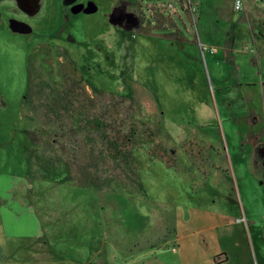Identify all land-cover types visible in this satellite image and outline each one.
<instances>
[{"label": "rangeland", "instance_id": "374dc122", "mask_svg": "<svg viewBox=\"0 0 264 264\" xmlns=\"http://www.w3.org/2000/svg\"><path fill=\"white\" fill-rule=\"evenodd\" d=\"M206 4L197 26L188 0H0V212L15 191L21 213L57 225L11 251L20 264H216L222 252L263 264L256 233L237 227L242 187L234 197L211 166L242 105L235 72L252 78L238 55L264 51V6L248 20L233 0ZM94 119L136 129L131 160L109 155ZM157 143L175 165L149 154Z\"/></svg>", "mask_w": 264, "mask_h": 264}, {"label": "crops", "instance_id": "0c3cea01", "mask_svg": "<svg viewBox=\"0 0 264 264\" xmlns=\"http://www.w3.org/2000/svg\"><path fill=\"white\" fill-rule=\"evenodd\" d=\"M68 1L71 4L80 3V0ZM198 1L201 2L200 4H196L199 8L198 22H196L197 26L203 21V8L204 6H207V0ZM234 2L235 0H233L232 10L236 13L234 10ZM244 3L245 7L242 12H246L247 15L251 12L249 8L255 7L256 11L263 9L261 0H244ZM249 19L250 17L248 15V20ZM170 36L171 35H169V38H171ZM183 37V39L177 37L174 38V40H178L179 44L187 42L184 41L186 40L185 35ZM197 39L198 40L196 41L198 44L195 43L196 45L193 46L197 47L198 45L201 49V53L205 54V58L207 59L208 55L206 54L209 52L211 55L213 53V49L210 48L211 50L207 52L209 46H207L206 43L204 44V42L208 43V41L202 40L199 36H197ZM191 44L194 43L192 42ZM235 54L238 55L239 53H235V51L231 52L229 54V60H233ZM238 56L239 59L236 61L238 63L240 62L241 65L237 62L236 64H238V67L240 68L245 67L244 69H246L247 74H252V78L246 75L245 76L247 78H241L243 76H241L243 71L236 67V69L239 70L235 72L236 79H233L230 85L232 88L238 86L236 89L239 92V102L242 105L237 107L235 111L227 112V122H229L230 127L229 133L225 129V126H223V130L226 133L225 135L228 140V151L224 150L222 152H218L215 150V152H213L218 157L224 158L221 162L215 161L216 170L213 174L218 176L222 175L228 178L231 184L227 185L228 192H230V194L234 197V193L236 192L237 194L238 192V186L242 187V193L244 194L242 209L243 218L237 227L244 226L245 228H248L249 231L256 233L258 243L262 247V249H260L261 253H264V159L262 160L260 158H264V114L261 113L257 115V112L254 113L252 110L255 108L254 104L256 102H258L259 105L262 103L264 104V51L260 53L255 49L253 52H247L243 55L239 54ZM207 70L208 73L212 75L210 68H207ZM203 78L205 80L204 74ZM222 103L224 104L225 109H227L225 105L226 103L223 99ZM250 110H252L251 113ZM201 113L203 114V117H205L206 124L204 125H206L207 128L213 127L215 117L212 112V100L207 98L204 113L200 112L198 116ZM236 127L239 133L235 130ZM197 136L201 139L199 134H197ZM203 143L211 142L207 141ZM256 154H258L257 157ZM11 190L12 188L9 190L8 194L12 193ZM2 191H7V185L0 181V198L3 197ZM253 205L255 209L252 208ZM20 208V200L16 199L14 191V197H10L4 201V206L1 208L2 211L0 212V221L3 228L0 236V250H4V253L2 254L3 258H0V264H20L21 256L14 257L11 251L25 250L26 246L20 245V243L24 244L27 237L33 240L36 239L35 242H37L40 246L38 240L41 239V231L46 227V225L43 227L40 216L38 219L37 217H33L32 214H25L24 212L21 213ZM260 216H262V218ZM49 224V228L47 227L45 229H48L50 233H55L57 225L51 221ZM223 227L226 226L219 225L217 228L222 229ZM228 229L230 228L228 227L227 229L222 230L225 231ZM228 237L229 235L225 237V239ZM262 262L264 264V256Z\"/></svg>", "mask_w": 264, "mask_h": 264}, {"label": "trees", "instance_id": "16d2710c", "mask_svg": "<svg viewBox=\"0 0 264 264\" xmlns=\"http://www.w3.org/2000/svg\"><path fill=\"white\" fill-rule=\"evenodd\" d=\"M117 115H119L118 111H117ZM92 124L93 127H91ZM86 127L89 129L93 128L94 130L101 131V137L107 146L109 155L113 159L119 160L122 158L123 160L127 159L126 161H129L131 160V158H133V151L137 145V141L135 139L136 129L134 127L130 128V131L128 133L124 132L122 128L121 129L118 128L115 130L112 129L110 132H108L107 130L110 127V125L100 119L86 121ZM150 134L153 135L152 132ZM154 136L155 135H153V137ZM127 144H129L128 147L125 146ZM149 154L153 158H158L163 161L167 160L168 161L167 164L169 166L176 164L174 156L162 143H157L154 146V148L150 150ZM169 161L171 163H169Z\"/></svg>", "mask_w": 264, "mask_h": 264}, {"label": "built area", "instance_id": "2783aa9c", "mask_svg": "<svg viewBox=\"0 0 264 264\" xmlns=\"http://www.w3.org/2000/svg\"><path fill=\"white\" fill-rule=\"evenodd\" d=\"M188 2H189V6L191 8V11L193 13H196L199 10V8L198 7H194L191 0H188ZM261 3H262V6H264V0H261ZM244 7H245L244 0H235V2H234V10L236 12H238V13L242 12L244 10Z\"/></svg>", "mask_w": 264, "mask_h": 264}, {"label": "flooded vegetation", "instance_id": "af4514ba", "mask_svg": "<svg viewBox=\"0 0 264 264\" xmlns=\"http://www.w3.org/2000/svg\"><path fill=\"white\" fill-rule=\"evenodd\" d=\"M211 167H210L211 169H216L215 164H214V161H213V165ZM204 176H208V174H206ZM221 255L224 256L223 260L216 261V264H226V263H228L229 262V256H228V254L226 252H222V253L218 254L217 257L219 258V256H221Z\"/></svg>", "mask_w": 264, "mask_h": 264}]
</instances>
